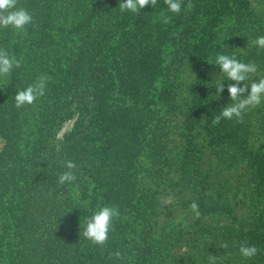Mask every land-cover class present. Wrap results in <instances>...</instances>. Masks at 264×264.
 I'll use <instances>...</instances> for the list:
<instances>
[{
	"label": "trees",
	"instance_id": "1",
	"mask_svg": "<svg viewBox=\"0 0 264 264\" xmlns=\"http://www.w3.org/2000/svg\"><path fill=\"white\" fill-rule=\"evenodd\" d=\"M120 2L19 0L34 25L21 38L0 28V49L23 57L11 82L0 80V264H128L131 250L134 264H209L211 255L215 264H264V139L253 140L255 110L242 123H212L231 103L234 83L212 63L227 54L264 72V49L252 44L264 35V16L249 0H191L190 10L183 0L179 15L164 0L138 14L121 12ZM198 18L208 26L194 45ZM225 19L238 27L222 35ZM220 36L240 50L221 46ZM41 75L49 78L46 95L17 109V91ZM216 80L225 86L219 98ZM208 149L212 155L202 156ZM64 159L79 165L78 194L57 183ZM104 205L118 206L121 217L98 248L81 225ZM175 212L190 219L187 233L200 231L201 253L185 225L167 223ZM245 242L259 249L248 262L239 252ZM116 251L123 259L109 258Z\"/></svg>",
	"mask_w": 264,
	"mask_h": 264
},
{
	"label": "clouds",
	"instance_id": "2",
	"mask_svg": "<svg viewBox=\"0 0 264 264\" xmlns=\"http://www.w3.org/2000/svg\"><path fill=\"white\" fill-rule=\"evenodd\" d=\"M158 0H121L119 9L121 12H130L138 14L146 6L156 7ZM169 12L179 15L183 8V0H164ZM19 0H0V28H11L18 33H25L29 26L34 25L35 19L28 9L18 6ZM193 4L188 0L187 9H192ZM171 16H165L161 13V21L164 24L170 23ZM252 44L258 48L264 49V35L257 37ZM23 57L17 58L6 49H0V80L5 85L11 82V76L14 69L22 67ZM211 63V62H209ZM220 68L227 81L234 82L227 85V91L231 103L227 104L220 115L212 119L213 125H218L221 119L235 120L242 123L247 110L260 106L264 103V78L259 80L251 79L258 71V66L254 62H242L236 56L227 54H218L214 63ZM49 78L39 76L35 82L29 84L26 88L18 90L15 98V107L22 109L28 106H35L37 101L46 95V88ZM242 85V86H241ZM224 83L216 86L218 98L224 92ZM65 169L58 174L57 183L59 186H69L76 194L79 193L80 185L77 172L79 165L74 161L64 159L60 161ZM94 187V185H92ZM170 202V201H169ZM194 218L201 217V211L196 201L190 205ZM88 210L87 208H84ZM89 211V210H88ZM121 217L119 207L116 205L98 206L91 215L84 218L81 225L82 236L98 248L108 246L110 234L115 231V223ZM227 248L226 244L221 245ZM239 252L242 257L251 259L256 256L259 249L255 245H249L247 242L241 244ZM123 259L120 251L111 253L109 258ZM216 256H210L209 264H215Z\"/></svg>",
	"mask_w": 264,
	"mask_h": 264
},
{
	"label": "rangeland",
	"instance_id": "3",
	"mask_svg": "<svg viewBox=\"0 0 264 264\" xmlns=\"http://www.w3.org/2000/svg\"><path fill=\"white\" fill-rule=\"evenodd\" d=\"M249 2H250V5H251V7L253 9V12L255 14H257L258 16H264V0H249ZM196 22H197L195 24L196 29L194 28V31H193L192 36H191V42H193L194 45L195 44H198V43L200 44L201 38H202L201 37L202 30H203L204 26H206V25L208 26L207 21H206V18H198ZM221 24H223V26ZM221 24H220L221 26L218 27V30H219V33L222 34V35L227 34V32L225 31L226 28H234V29H236L238 27L237 26V23H235V21L232 20V19H225L224 21H222ZM3 29H5V28H2V30ZM228 32H230V31L228 30ZM46 34H47V37L50 36L51 38H53L55 40H57V39L59 40V38H61V34L60 33H55V32L52 33V32H50V33H46ZM17 35H19V38L24 37V33H18V32H16V36ZM238 35H240V34L238 33ZM229 39H230V41H229ZM229 39L222 38L221 39V46H223V47L225 46L226 47V46L230 45V48L231 49H238V50H240V47L237 46L236 40L235 39H232V38H229ZM71 40H72L73 45L77 44V38L76 37H72ZM214 70H217V68H215ZM218 74H220V76H222V74L220 72ZM186 77H187V75H186ZM215 77H216L215 79L218 78L217 76H215ZM260 78H264V72H262V71H258L251 79H253V80H259ZM218 80H219V78H218ZM216 82L217 83H221V80L220 81H217L216 80ZM250 109L255 110V114H256L255 117H257V119H256V121L254 123V127H253V129H254L253 140L255 142H257V144H258V143H261V141L264 139V137L261 135L262 134V128H264L263 127L264 126V103H262L260 106H257V107H254V108H250ZM74 121H75V117L72 118L71 120L66 121L61 126V128H60V130L58 132V135H57V138L59 140H61L67 133H69L71 131V129L73 127V124H74ZM151 131H152V128L150 127L149 128V132H151ZM146 142H149V144H150V135H148L146 137ZM2 146H3V141L0 138V151L2 149ZM178 147H180L179 144H177V148ZM149 152H150V149H148V152L147 153H149ZM205 153L207 154L206 157L208 155L209 156L212 155L211 152H209V149L206 150V151H204L203 154H202V156H204ZM200 163H201V160H200ZM202 165H204V163H202ZM165 202H168V200H164L163 201V203H165ZM182 216L183 215L182 214H179V212H175L174 215L168 216L167 223L170 224V223L174 222L176 224L178 222L179 223L181 222V224L185 225V227H186L185 231L187 233V231H188L187 230V226L189 225L188 222H190V219H187V217H182ZM210 220L213 221V222H215V220L216 221L217 220L220 221L221 219L220 218H216L215 219L214 217H212V218H210ZM205 223H207V222L205 221ZM197 235L198 236H201L200 235V231H196V233H195L192 230V231H189L187 233L186 238H188L189 242L192 244L191 246L193 248V252H195V253H201L200 250H201L202 245L199 244V242L195 239V238L198 237ZM203 237H204V235H203ZM134 240L135 241L133 242L132 247H134V245L137 244V236L134 238ZM1 251H2L1 252V255L4 254L2 258L5 259L6 256H7V249L5 248V246H3L1 248ZM180 252H183V250H180ZM184 253H187V250H185ZM134 256H135V251L134 250H131L130 254H127L128 264H134ZM249 260L250 259H247V262ZM258 260H259V258H258ZM223 263L224 262H222V264ZM226 264H234V262L229 263V261H228Z\"/></svg>",
	"mask_w": 264,
	"mask_h": 264
}]
</instances>
